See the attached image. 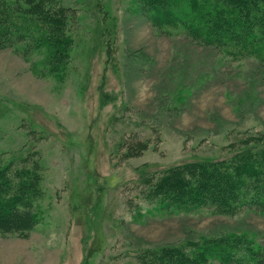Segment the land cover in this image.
Wrapping results in <instances>:
<instances>
[{
    "label": "rangeland",
    "instance_id": "rangeland-1",
    "mask_svg": "<svg viewBox=\"0 0 264 264\" xmlns=\"http://www.w3.org/2000/svg\"><path fill=\"white\" fill-rule=\"evenodd\" d=\"M52 2L62 52L0 46V162L40 166L38 219L0 231V264H147L146 249L241 233L264 256L263 216L158 210L138 177L264 138V64L154 26L143 0Z\"/></svg>",
    "mask_w": 264,
    "mask_h": 264
},
{
    "label": "trees",
    "instance_id": "trees-1",
    "mask_svg": "<svg viewBox=\"0 0 264 264\" xmlns=\"http://www.w3.org/2000/svg\"><path fill=\"white\" fill-rule=\"evenodd\" d=\"M176 1L143 0L149 21L154 26L178 25L197 42L215 46L232 59L253 57L264 64V0H184L185 7ZM50 2L0 0V46L11 44V40H31L50 52H62L61 47L70 41L65 32V10ZM263 139L258 136L251 142L245 140L225 158L174 164L158 176L141 168L138 177H144L146 197L158 210L207 209L227 216L253 210L264 217ZM27 158L21 161L27 162ZM39 168L37 161L19 168L0 162L1 232L26 236L36 223L38 215L32 202L39 190ZM252 242L246 234H226L193 241L190 248L163 245L142 253L149 255L147 264H212V260L222 264H264L260 246Z\"/></svg>",
    "mask_w": 264,
    "mask_h": 264
}]
</instances>
